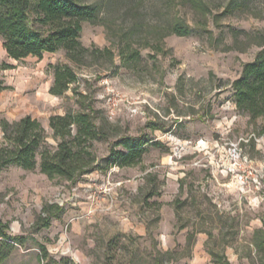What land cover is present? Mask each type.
<instances>
[{
    "label": "rangeland",
    "instance_id": "1",
    "mask_svg": "<svg viewBox=\"0 0 264 264\" xmlns=\"http://www.w3.org/2000/svg\"><path fill=\"white\" fill-rule=\"evenodd\" d=\"M84 1L99 18L82 23L79 39L110 48L111 60L87 53L77 63L61 48L14 59L0 38V63L11 65L0 70V119L29 114L55 143L48 118L79 109L76 91L106 131L91 148L100 167L77 181L39 165L0 169V222L22 236L0 264H264V118L239 110L231 86L260 49L264 0H202L204 10ZM176 18L187 34L170 30ZM56 62L76 71L63 96L49 92ZM121 137L150 142L138 163L104 167ZM50 204L60 215L40 225Z\"/></svg>",
    "mask_w": 264,
    "mask_h": 264
},
{
    "label": "trees",
    "instance_id": "2",
    "mask_svg": "<svg viewBox=\"0 0 264 264\" xmlns=\"http://www.w3.org/2000/svg\"><path fill=\"white\" fill-rule=\"evenodd\" d=\"M188 1L201 10L206 8L202 0ZM98 18L96 4L84 0H0V38L7 55L14 59L29 55L40 58L44 52L61 48L67 59L77 63L82 62L87 53L103 55L111 60L113 52L110 48L90 49L79 39L82 23L95 22ZM170 30L185 35L190 27L176 18ZM259 36L260 49L252 60L243 64L241 74L231 83L236 107L246 112L251 120L264 118V34ZM10 66L1 62L0 70ZM52 67L53 80L49 92L63 96L75 82L76 71L68 62H56ZM6 87L0 77V90ZM73 94L79 109L69 108L63 114L54 113L48 118L55 143L49 142L45 127L29 114L16 120L0 119V169L8 164L30 170L39 165V170L48 177L58 176L74 182L100 167V160L91 149L94 140L106 136L102 123L98 121L99 110L92 101L81 98V92L73 91ZM149 142L148 137H140L136 141L121 137L116 141L121 148L112 147L109 155L101 161L105 163L104 167L134 165L142 159L144 146ZM43 210L47 212L39 222L43 226L49 224L51 217H58L61 211L57 204L47 205ZM5 228L6 225L0 222V262L8 256L13 242H22V236L11 235ZM218 261L229 264L223 259ZM69 264L75 263L71 261Z\"/></svg>",
    "mask_w": 264,
    "mask_h": 264
},
{
    "label": "crops",
    "instance_id": "3",
    "mask_svg": "<svg viewBox=\"0 0 264 264\" xmlns=\"http://www.w3.org/2000/svg\"><path fill=\"white\" fill-rule=\"evenodd\" d=\"M7 54V53H6ZM1 132H2V130H1ZM1 137H2V135H1Z\"/></svg>",
    "mask_w": 264,
    "mask_h": 264
}]
</instances>
